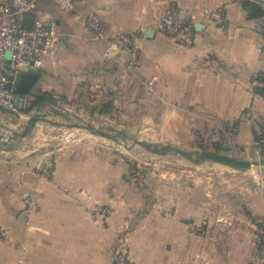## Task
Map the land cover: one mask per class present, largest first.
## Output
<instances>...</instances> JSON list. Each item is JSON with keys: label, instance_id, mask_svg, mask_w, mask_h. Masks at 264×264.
<instances>
[{"label": "crops", "instance_id": "obj_1", "mask_svg": "<svg viewBox=\"0 0 264 264\" xmlns=\"http://www.w3.org/2000/svg\"><path fill=\"white\" fill-rule=\"evenodd\" d=\"M170 4L195 13L192 44H178L154 27ZM205 7L221 8L224 22L207 19ZM37 12L56 21L61 41L57 54L36 69L34 92L48 91L61 101L93 91V102L135 103L132 109L150 127H169V133L193 127L198 118L199 129L220 131L233 129L245 115L264 117V96L253 91L254 84H264L252 81L264 71V12L249 15L243 0H74L70 11L38 0ZM89 14L110 32L135 34L138 60L131 71L127 50L103 57L107 39L91 38ZM51 158V174L43 177L33 173L45 157L17 161L0 153V264H264L252 223L241 229L229 224L222 238L197 234L189 222L207 219L205 202L189 196L184 206L172 205L169 191L158 194L137 221L134 213L145 198L123 187L121 165L111 172L108 156L83 151L76 157L65 148ZM124 194L130 200L123 201ZM30 200L35 206L29 211ZM98 200L110 205L105 220L94 214ZM251 209L264 215V194ZM121 233L128 244L124 261L113 253Z\"/></svg>", "mask_w": 264, "mask_h": 264}, {"label": "rangeland", "instance_id": "obj_2", "mask_svg": "<svg viewBox=\"0 0 264 264\" xmlns=\"http://www.w3.org/2000/svg\"><path fill=\"white\" fill-rule=\"evenodd\" d=\"M90 93L83 91L84 97L75 96L69 99L68 103L64 101L55 104H39L34 94L20 97L17 112L0 114V133L7 137L11 135V130H19L26 122V118L37 110L40 112L59 110L63 115L46 113L45 117L48 120L38 124L28 138H21V144L16 150H0V153L17 161L31 156L45 157L47 161H52L51 157L60 148L69 149L76 157H80L83 151L86 153L90 151L92 157H98L100 154L108 156V170L111 171L116 165H121L123 187L140 193L145 198L143 205L134 213L137 221L162 192L172 193L170 198L172 205L184 206L183 202L190 196L192 199L204 201L209 213L207 216L209 221L201 219L189 222L192 231L200 235L216 234L217 238L219 236L222 238L223 234H227V225L238 223L240 224L238 228L241 229L243 223H252L256 253L264 256V239L261 240L264 238V215L255 214L251 209V202L258 201L259 195L264 194V171L252 168L246 173H240L220 165H193L183 158L171 155L160 156L159 161L151 162L149 159L152 155L148 153L139 155L112 140L91 134L84 128L70 126L72 123L81 125L88 121L105 129L114 126L131 136L152 142L169 143L189 150L217 151L239 158L258 159L264 157L262 152L264 140L261 138L264 117L245 115L244 119L238 118L235 122L236 127L233 126L234 128L229 131L222 128L220 131L207 129L206 126L199 129L198 118L193 127L169 133V127L162 125L150 127L147 118L136 113L133 110L135 106L132 109L131 106L135 103L122 107L114 104L107 112L99 113L95 109L94 113H90V109L95 107L93 105H98L97 102L88 100ZM255 135H260L261 139L257 140ZM155 138L160 140L156 141ZM213 141L217 142L215 146L211 144ZM217 145L219 148H216ZM41 167L35 170L33 173L35 176H43L38 171ZM112 183L114 184V181ZM121 199L125 202L130 200L126 194L122 195ZM94 203L92 205L94 214L98 220H105L111 213L110 205L99 200ZM233 209L236 212L234 215L231 214ZM245 209L255 216V222L246 214ZM207 221L214 227L207 224ZM256 222H259L260 226ZM127 247V239L121 233L113 252L118 261L126 259Z\"/></svg>", "mask_w": 264, "mask_h": 264}, {"label": "built area", "instance_id": "obj_3", "mask_svg": "<svg viewBox=\"0 0 264 264\" xmlns=\"http://www.w3.org/2000/svg\"><path fill=\"white\" fill-rule=\"evenodd\" d=\"M54 1L61 11L74 8V0ZM37 3L38 0H0V114L18 111L20 96L14 91L13 85L21 74L41 68L45 57L59 51L61 31L54 19H45L37 12ZM201 12L215 23L224 22V14L219 7H205ZM195 16L193 12L170 4L157 18L154 27L171 36L176 43L190 45L193 42ZM26 17L31 18L30 25L24 23ZM85 28L91 33L92 39H107L102 52L105 59L125 49L129 55L127 69L131 71L136 66L138 46L134 33L110 32L97 14L86 16ZM8 84L12 85L11 88ZM151 84L152 81L147 82L148 86ZM38 171L45 177L49 176L51 163L46 161ZM34 206L35 201L30 200L27 210L30 211ZM15 264H21V260Z\"/></svg>", "mask_w": 264, "mask_h": 264}, {"label": "water", "instance_id": "obj_4", "mask_svg": "<svg viewBox=\"0 0 264 264\" xmlns=\"http://www.w3.org/2000/svg\"><path fill=\"white\" fill-rule=\"evenodd\" d=\"M243 2L249 7V15L251 16H258L264 12V7L259 3L258 0H243ZM30 22V17H26L24 19V23L26 25H30ZM196 26L198 28L199 24ZM39 75L40 72L37 70L22 73L18 81L13 85L14 91L20 97H24L31 91L38 80ZM11 86V84H8V87L11 88ZM49 112L63 115L61 111L53 109L47 112H40L37 110L34 113H31L26 118L24 125L19 130H11L10 136L7 137L5 134L0 133V150H16L21 144V138H28L38 124L48 120L45 117V114ZM70 126L84 128L91 134L99 135L106 139L112 140L115 143L122 145L125 149L133 151L139 155L148 153L152 155V157L149 159L151 162L159 161L160 156L171 155L183 158L193 165H220L240 173H246L252 168H257L260 171H264V157L258 159H248L239 158L217 151L198 149L189 150L182 147L173 146L169 143L161 144L158 142L140 139L138 137L131 136L124 130L118 129L114 126H109L107 129L97 127L88 121H84V124L81 125L72 123ZM128 139L130 140V143H128ZM21 215L25 216V213H22Z\"/></svg>", "mask_w": 264, "mask_h": 264}, {"label": "trees", "instance_id": "obj_5", "mask_svg": "<svg viewBox=\"0 0 264 264\" xmlns=\"http://www.w3.org/2000/svg\"><path fill=\"white\" fill-rule=\"evenodd\" d=\"M260 32L262 33L263 37H264V24L261 25V29ZM262 48L264 49V44L262 45ZM256 80L257 83H262L264 84V71H260L257 74H255L254 77H252V81ZM253 91L255 93H258L260 95L264 96V85H260V84H254L253 85ZM34 96L37 99V102L39 104H55L57 102H64L68 100L67 99H61V101H59L51 92L45 91V92H34ZM98 103V105H93L95 107H92L90 109V113H94L95 109H97V111L99 113H103V112H107L110 110V108L114 105V103L112 102V100H105V101H96ZM228 131L230 129H227ZM254 133V132H253ZM261 136L260 135H255V138L258 140ZM262 140H264V128H263V133H262ZM260 138V139H261ZM261 140V141H262ZM260 142V141H259ZM213 146H215L217 144V142L213 141L211 143ZM264 144V141H263ZM220 146V145H219ZM216 148H219L218 145L216 146ZM262 152H264V149L262 150ZM246 214L251 218V220H253L255 222L256 218L255 216H253L250 211H248L247 209H245ZM257 223V222H256ZM258 226H260V223H257ZM264 238H261V240H263ZM259 244H261V246L263 245L262 242H260Z\"/></svg>", "mask_w": 264, "mask_h": 264}, {"label": "flooded vegetation", "instance_id": "obj_6", "mask_svg": "<svg viewBox=\"0 0 264 264\" xmlns=\"http://www.w3.org/2000/svg\"><path fill=\"white\" fill-rule=\"evenodd\" d=\"M30 94H34V89H33V88H32L31 91H30L28 94H26L24 97H27V96L30 95Z\"/></svg>", "mask_w": 264, "mask_h": 264}, {"label": "bare ground", "instance_id": "obj_7", "mask_svg": "<svg viewBox=\"0 0 264 264\" xmlns=\"http://www.w3.org/2000/svg\"><path fill=\"white\" fill-rule=\"evenodd\" d=\"M62 137V136H61ZM67 137H69V134H67Z\"/></svg>", "mask_w": 264, "mask_h": 264}]
</instances>
